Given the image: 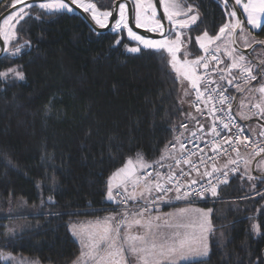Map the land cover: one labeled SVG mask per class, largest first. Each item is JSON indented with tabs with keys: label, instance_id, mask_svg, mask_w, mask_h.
<instances>
[{
	"label": "trees",
	"instance_id": "16d2710c",
	"mask_svg": "<svg viewBox=\"0 0 264 264\" xmlns=\"http://www.w3.org/2000/svg\"><path fill=\"white\" fill-rule=\"evenodd\" d=\"M91 1L103 12L111 11L118 0ZM180 2L198 13L197 24L187 28L186 51L194 57L198 53L195 37L205 31L216 35L232 10L224 0ZM12 4V0H0V15ZM239 10L244 29L247 15ZM37 14L39 19L34 18ZM15 33L16 42L0 57V71L16 67L25 77L0 80V252L12 262L73 264L79 260L80 248L72 225L98 221L123 207L106 201L109 177L141 153L150 163L160 161L155 170L147 171H158L166 181L169 172L185 170L186 166L176 169L175 160L181 145L190 142L191 134L201 127L188 137L181 136L183 128L190 129L191 100L185 105L180 98L181 80L170 57L163 52L162 60L161 53L144 49L127 54L130 43L122 29L98 35L75 13L32 11L18 23ZM251 35L255 41H264V21ZM25 41L30 44L12 56ZM215 55L222 65V57ZM223 77L228 81L224 73ZM236 92L231 90L229 95ZM236 101L235 96L232 112L245 131L234 113ZM210 131L208 123L203 137L208 138ZM243 160L244 167L227 177L217 196L204 201L182 198L201 208L221 206L226 214L223 219L212 217L215 230L218 225L221 229L222 242H211L207 259L183 264H264V174L249 179L255 172H246L247 160ZM230 165L220 160L210 170L215 167L222 174ZM201 178L196 172L189 180ZM128 190L132 191L131 186ZM175 196L168 200H176ZM165 202L151 205L147 215H155L153 210ZM128 207L138 205L128 201ZM253 224L260 227L259 233Z\"/></svg>",
	"mask_w": 264,
	"mask_h": 264
},
{
	"label": "snow or ice",
	"instance_id": "6c2138e0",
	"mask_svg": "<svg viewBox=\"0 0 264 264\" xmlns=\"http://www.w3.org/2000/svg\"><path fill=\"white\" fill-rule=\"evenodd\" d=\"M225 5L231 2V0H224ZM235 4L243 8L244 13L247 15V23L252 26L253 29L259 28L261 26V18L264 17V0H247L246 3H241V0H235ZM72 5H75L78 9H83L85 12L91 11L93 19L101 27H107L106 21L110 16L113 15L112 11L98 12L97 7L94 3H83L81 0H54L50 3H40L38 5L39 9L46 10L48 12L56 11L59 13H71L74 11ZM163 8V15L167 17V20L171 28L169 31H174L175 26L178 24L180 28H187L189 26V21L195 23L197 20V14L188 16L189 12L193 11L191 5L185 9L181 6L177 0H157L154 4L152 0H136L135 2V26L137 28H144L146 31L158 32L161 37H164L165 25L161 23V18L157 17V6ZM15 6V5H13ZM28 8L37 7L36 3L33 2L27 5ZM119 12V20L115 23L113 31L120 29H126L128 37L132 40L138 41L144 49H151L154 53H161V59H164L163 52H166L170 57V63L173 70H175L178 75H182L184 79L190 82L192 89L196 90V99L200 100L204 92L201 91L199 87V81L201 77L196 75L195 67L201 65V61L205 60V57H200L193 61H188L185 59L182 63L177 58V52L180 50V46L183 43L181 40L182 33L176 32L175 39L162 38L160 40H150L146 39L138 34H136L132 28L129 27L128 17L126 15V5L121 2L117 6ZM19 13L24 15H31V13L25 12L24 8L19 9ZM185 16L186 19L183 21H176L175 17ZM232 18H236L237 11L232 10L228 13ZM24 16L20 15L19 19H23ZM35 19H39L40 16L37 14ZM11 19V14L8 18L4 20L8 23ZM19 23V20L16 21ZM241 27L239 20L236 23H224L219 29L218 35L210 36L206 31L197 37L200 42V47L204 49L206 53H209L208 45L220 41L225 35L228 36L229 40H232L236 30ZM99 35V34H98ZM5 42L10 41V35L5 33ZM117 44L120 43L119 40L116 41ZM252 43L264 44V41H255ZM29 41H25L23 45L15 47L14 51L11 53L15 56L21 51L22 47L29 45ZM246 46L250 47L251 44L246 42ZM219 50L217 46L216 50H213L210 55L211 59L217 61L216 67L218 68L219 61L215 52ZM128 52L139 53L141 52L140 47H129ZM235 52V49H232ZM187 55V53H186ZM232 60L230 65L226 66V69L221 71H227L229 75L232 73V69L239 68V79L243 81V84H250L252 81H256L257 77L262 78L260 85L256 89L249 88L248 91H259L262 96H264V67L256 74H253V70L257 65H253L251 61H246V57L243 54L237 56H232L229 53ZM244 62V63H242ZM264 64V61L261 62ZM179 65V67H178ZM202 67L208 69V62L202 64ZM183 69V71H181ZM8 78H14L19 80H24V73L19 71L16 67H7L4 71H0V80H6ZM225 77L221 76L220 79L223 80ZM238 77L233 76L232 79L227 81L228 85L237 88V91H244V88L239 85L233 84V81ZM214 80H210L205 84V90L209 91L207 100L210 102L213 99L212 92L217 91V89H209L210 84H215ZM219 90V102L221 105L224 104L225 100L234 99L235 97L225 96L224 93L227 91L226 88L218 86ZM187 94V93H186ZM256 108H261L260 104L254 105ZM229 111L231 110V104L228 105ZM200 111V109H197ZM213 115L217 109L213 106L211 109ZM261 114L264 115V109H262ZM247 118V117H244ZM187 127V125H183ZM228 124H224V128H228ZM202 130V127H201ZM215 132V127L212 128ZM219 134V133H217ZM195 135V133H193ZM264 135V133H261ZM239 139V137H237ZM231 143V141H228ZM167 149V145H165ZM235 150V149H234ZM226 151V150H225ZM260 152H264V148L260 149ZM257 152L256 155H259ZM165 157L161 155V160ZM185 164L189 163L190 160H184ZM235 160H229V163H236ZM160 161L148 162L145 160L144 155L137 153L136 159H128L125 165L117 169L107 181V199L113 201L118 205H123V207H117L113 210L114 215L106 217L102 221H97L95 225L90 226V229H85L77 225H73V235L81 237V243L84 248L88 249L82 255L86 256L92 264H179L181 260H188L190 257H205L208 255V246L205 242L207 239V233L211 231L212 224L209 219V212H203L197 209L198 215L193 218L187 214V209H180L179 213L168 214V218H162L161 216H151L147 215L150 212L148 204L156 205L157 203L164 202L168 197L170 191H175L177 195L176 200L189 199L193 195L200 198H204L206 193H210L211 196L215 197L217 193V184H213L210 180L207 185H201L199 189L193 188V185L199 182L196 179H191L186 182L185 185H181L179 179L174 174V170L169 172L165 178L156 171L155 177H153V172L147 171V169L152 168L155 170V165L159 164ZM180 161H177L179 165ZM201 163H204L201 159ZM194 171H199L197 165H193ZM143 171L145 174L143 176L139 173ZM217 171L213 167L212 172ZM235 172L237 169H232ZM181 176L190 175L181 170ZM211 172H205L202 177L211 176ZM228 172L223 173V178L217 177L220 183H227ZM252 177H249L251 179ZM165 182L172 187H166ZM129 186H131L132 191L129 192ZM181 187H185V190L181 193ZM115 189V191H114ZM117 197H119L117 199ZM143 200L144 203L140 204ZM128 201H133L138 207H128ZM181 229H198L199 235L195 231H181ZM252 229L257 233L260 232V227L256 224L252 225ZM202 264V262H201Z\"/></svg>",
	"mask_w": 264,
	"mask_h": 264
},
{
	"label": "rangeland",
	"instance_id": "374dc122",
	"mask_svg": "<svg viewBox=\"0 0 264 264\" xmlns=\"http://www.w3.org/2000/svg\"><path fill=\"white\" fill-rule=\"evenodd\" d=\"M25 1L26 0H12V3H13L12 6L13 5H18V4L23 3ZM50 2H54V0H49V1L42 2V3H50ZM81 2H83V3H94L91 0H81ZM130 2L132 4V9H133V23H134V26H135V7H134V5H135L136 0H130ZM145 2H147V0H145ZM152 2L154 3V0H152ZM177 2L180 3L183 8H185L183 6V4L180 2V0H177ZM246 2H247V0H246ZM241 3H243V0H241ZM39 4L40 3L36 4L37 7H35V8H28L27 5L26 6H23L21 8H24L25 9V12H28V13H31V14H32V11H34V13H45V14L59 13V12H56V11L48 12L46 10L39 9V7H38ZM94 4L96 5L98 12H101L99 10V7L96 4V2ZM239 7L242 9L241 6H239ZM19 9L15 10L14 12L11 13V19L8 20V23H5L4 20L6 18H8L10 14L8 16H6L1 21V23H0V36L3 39V41H4V50L7 49V48H9V46L11 44H13L14 42H16V33H15V30H16V27L18 25V23H16V21L19 20V22H20L25 17L28 16V15H24L23 13H19ZM81 10L86 14V16L89 18V20L97 28H101L96 23V21L93 19L91 11L85 12L83 9H81ZM162 11H163V8H162ZM65 14L72 15L74 13L71 12V13H65ZM20 15H23L24 18L23 19H19V16ZM126 15H127V9H126ZM192 15H194L192 12H189L188 13V16L189 17L192 16ZM157 17H158V15H157ZM185 19H186V17L183 16V15L175 17V20L176 21H183ZM230 19H231V16H229V18H227L226 23H233V24L236 23V20L233 21V20H230ZM166 21L168 23V34L164 38L175 39L176 32L182 33L181 40L183 41V43L180 46V50L177 52V58H178V60L181 61V63L185 59H187L188 61H193V60H196V59H198L200 57H204L207 54L204 51V49H202L200 47V42L197 40V37L198 36H201L202 34L196 36L195 39H194L195 49H196V51L198 53L195 54L194 57H191V55H188V53L186 51V46L188 45L187 44L188 43V31H187V28H191V27H193V26H195L197 24L198 16H197V20H196L195 23H191L189 21V26L187 28H180L179 25L177 24L175 26L174 31H171V32L169 31V28H171L172 25L169 24V22L167 20V17H166ZM263 21H264V17H263V19H261V23H263ZM107 22H108V20L106 21V24H107ZM259 28L253 29L252 26L247 23V26H245V28L243 29L244 31L243 32L240 31L238 33V35H237L236 40H237L238 46L241 49H245L246 42L247 43H250V44H253L252 41L254 40V38L251 35V33L258 31ZM137 29L143 30V31H145V32H147L149 34H152V35H160L158 32L146 31L144 28H137ZM122 30L124 31V37H125V39L130 43V46L126 47V49H125V52L127 54H130V55H136L137 54V53L128 52L127 51V48H129V47H140L141 49H144L143 46L138 43V41L132 40L131 38L128 37V34H127V30L126 29H122ZM5 33H8L10 35V37H11L10 38V41L8 43L5 42V38H4ZM218 34H219V31L217 32L216 35H218ZM146 39H149V38H146ZM150 40H154V39H150ZM157 40H160V39H157ZM217 46H219V50L216 51V53L218 55H220L222 57V59L224 60V62L222 63V65L220 67V71H221V70L226 69V66L227 65H230L232 63V60H231V58L229 56V53H231L232 56H237L240 53L238 51H236V50H235V52H232V49L234 48L233 47V44H232V40H229V38H228L227 35L223 36L220 41H216L215 43H213L211 45H208L209 52L211 50L212 51L213 50H216L217 49ZM144 50L153 51L151 49H144ZM186 53H187V55H186ZM245 57H246V61L245 62L251 61V63L253 65H257V67H255L254 70H253V74H256V73L259 72V69H260V66L259 65H261V68L264 67V64L261 63L262 61H264V50L263 49H261V48H255L251 52V55L250 56H246L245 55ZM242 63H244V62H242ZM178 67H179V65H178ZM196 67H198V66H196ZM181 71H183V69ZM221 72L225 74V76L227 77L228 80L229 79H232L233 76H236V77H238L237 79H239V75H240L239 68L232 69L231 75H229V73L227 71H221ZM178 76H179V79L181 80L180 98L183 101V103L186 105V104H188L189 100L191 99V93L190 92H191L192 88H191L190 82L188 80L184 79L182 75H178ZM261 80H262V78L259 79V80H257L256 82L255 81H252L251 83H253V82H255V83L252 84L251 86H249V88H252V89L258 88V86L261 83ZM242 83L243 82H241L239 84H242ZM250 84H247V85H250ZM242 87H243V85H242ZM249 88H247L244 91V93L242 91V93L240 95H238V93L240 91L239 92H236L235 94L234 93H230V95L232 97H234L236 95V97L238 99V104H237V108H236L237 109V112H236L237 116H243V115L244 116H251L252 115V112L251 111L254 108V105H252V101H254L255 99H259V98H264V96H262L259 91H255V94H257V95H254L252 92L248 91ZM243 109H244V111H243ZM191 121H192V119H188L187 120V123H188L189 128L190 129L196 128L197 121L196 120L193 121V122H191ZM183 122H185V121H183ZM201 125L204 126V127H206V128H208V123L207 122H201V124H199L198 127H202ZM187 131H188L187 128H186V130H185V128H183V133H182L181 136L188 137L189 134L192 133L193 130H191V132L189 134H187ZM253 159H256V158H253ZM223 166H226V164H223ZM256 168H257V166H256ZM261 172L262 173L264 172V165H261ZM114 191H115V189H114ZM106 192H107V190H106ZM106 201L107 202H110L107 199V195H106ZM215 201H216V199H215ZM143 203H144V201H143ZM151 205L152 204L149 203L148 204V207L149 208L153 207ZM197 205H199V204L196 203L195 201H191V200L190 201H187V200H182V199H180V200L170 199L169 201H167L164 204H162L159 208H157L156 209L157 211L153 210V213L152 214H155V215H151V216H153V217H155V216H161L162 218H165L166 219V218H168V214H171V213H179L180 209H187V214L190 215V216H192L193 218H195L198 215V213L196 211L197 209L202 210L203 212H208V210L211 209V212H209V219L211 221V224H212V217L215 216L216 219L217 218L218 219H223L226 216V214H224V211L225 210H223V208L221 206L216 205L214 207L211 206L210 208H201V207H197ZM164 208H169V211H167V212L162 211V209H164ZM114 214L115 213H106V214H104L105 216L102 217L98 221H102L106 217H108L110 215H114ZM96 223H97V221H95V222H84V223H79V224H74V225H77L79 227H83L85 229L91 230L90 229V226L95 225ZM219 228L220 227L218 225L217 230H215V228L213 227V224H212L211 231L206 234L207 235V239H206L205 242L207 243V246H208V255L207 256H205V257H190L188 260H181V261H179V264L207 259L208 256H209V253H210V245H211V242L213 241L214 243L220 244L222 242V240H223L222 232H221V229H219ZM21 230H23V229L21 228L20 231ZM181 231H188V232L195 231L196 234L199 235V230L198 229H186V230L185 229H181ZM71 232H72V235H73V228L72 227H71ZM73 238H75V240L77 241V243L79 245V248H80V257H79V260L77 262L73 263V264H92V261H90L86 256H83L82 255L84 252H87L88 249H86V248L83 247V245L81 243V237L74 236L73 235ZM6 256H8V255L5 252H0V258H1L2 264H37V263L32 262L30 260H25L26 261L25 262V261L20 260V259H17L14 262H12ZM133 264H134V261H133Z\"/></svg>",
	"mask_w": 264,
	"mask_h": 264
},
{
	"label": "built area",
	"instance_id": "2783aa9c",
	"mask_svg": "<svg viewBox=\"0 0 264 264\" xmlns=\"http://www.w3.org/2000/svg\"><path fill=\"white\" fill-rule=\"evenodd\" d=\"M206 61L209 65L208 69L202 67V64L205 62L204 61L197 68V70H195L196 75L201 77V80L198 83L201 91L204 92V95L200 100H197V93L194 89L191 92V101L189 104V109L194 115L198 117L199 121L205 120L209 123V125L211 126L210 136L208 138L203 137L205 135L202 132L201 128L193 132L195 133V135H193V133L191 134V138L189 140L190 142H185L181 145V153L179 157L175 160L174 165L176 169H178L180 166H186L187 169L185 168L184 172L190 173V175L197 172L193 170L194 164L198 166L199 171L197 173L199 174L211 172V176L201 178V180H198L199 183L193 185L192 187L199 189L201 185H207L208 181L210 180L213 184H217L218 190L225 183H220L217 177L223 178L224 172L222 174L212 172L210 170V167L220 160H235L237 162L231 163L230 167L226 171L228 172V176L237 174L238 170L244 167L245 165V160H243V158L239 156L243 153H241V151H248L250 152L249 154L255 158L261 156L264 153L260 152V149L264 148V135H259L257 138L254 139L245 133V131L241 128L237 118L232 112L233 99L225 100L224 104L221 105V103L219 102L218 86L227 89V91L224 93L225 96H230L229 91L235 90L237 88L228 85L227 81H224V79H220V77L223 76V73L220 71L221 64L219 63V66L217 68V61L211 59L210 53L208 54ZM210 80H214L216 83L210 84L209 89H217V91L212 92L213 99L209 102L207 100L209 91L205 90V84ZM241 82H243L241 79H236L235 81H233V84L236 85ZM239 85L242 86L245 84L242 83ZM229 104H231L230 111L228 108ZM213 106L217 109L214 115L211 111ZM198 108L200 109V111L197 110ZM254 118L260 120L264 126V115L255 112ZM224 124H228L229 127L224 128ZM213 127H215L216 129L215 132L212 131ZM237 137H239V139H237ZM228 141H231V143H229ZM257 152H260V154L256 155ZM201 159H203L204 163H201ZM178 160L180 161L179 165H177ZM184 160H190V162L185 164L183 162ZM232 169H237V171L233 172L231 171ZM180 173H175V176L177 177V179H179L181 185L186 186V182L189 181L190 175L181 176ZM153 177H155L154 173ZM165 186L169 188L172 187L167 183L165 184ZM184 190L185 187H181V193ZM172 195H177V193L174 190L170 191L165 201H167L168 198ZM211 197L213 196H211L210 193H206L204 198H200L195 195L192 196L194 200L199 201H204L205 199Z\"/></svg>",
	"mask_w": 264,
	"mask_h": 264
},
{
	"label": "water",
	"instance_id": "95a60500",
	"mask_svg": "<svg viewBox=\"0 0 264 264\" xmlns=\"http://www.w3.org/2000/svg\"><path fill=\"white\" fill-rule=\"evenodd\" d=\"M45 1H49V0H26L25 2L23 3H20L18 5H15V6H12L10 7L8 10H6L4 13H2L0 15V23L1 21L6 17L8 16L9 14H11L12 12H14L15 10L23 7V6H26V5H29L33 2H35L36 4L38 3H42V2H45ZM121 2H124L125 5H126V9H127V17H128V23H129V27L132 28V30L144 37V38H149V39H154V40H157V39H162L164 37H166V35L168 34V23L166 21V17L163 15V11H162V7H160L159 5L157 6V15L159 18H161V22L162 24L165 25V32H164V37H161V35H152V34H149L143 30H140V29H137L135 26H134V23H133V9H132V4L130 2V0H118L115 2V4L113 5L111 11L113 13L112 16H110L108 18V22H107V27H104V28H97L90 20L89 18L86 16V14L81 10V9H78L75 7V5H72L74 11L73 13L79 15L85 22L86 24L95 32V33H98V34H101V33H106V32H109L115 25V23L118 21L119 19V12L117 10V6L121 3ZM154 3L156 4L157 3V0H154ZM228 5L230 6L231 10H235L237 11V16H236V20H239L240 23H241V27L243 25V16H242V13L241 11L239 10V7L235 4V0H231L230 3H228ZM240 28H238L232 38V44H233V47L236 51H238L240 54H243V55H246V56H249V54L255 49V48H261L264 50V44H259V43H256L254 45H252L251 47L249 48H246V49H241L238 44H237V35L238 33L240 32ZM4 52V41L3 39L1 38L0 36V57L2 56Z\"/></svg>",
	"mask_w": 264,
	"mask_h": 264
},
{
	"label": "crops",
	"instance_id": "0c3cea01",
	"mask_svg": "<svg viewBox=\"0 0 264 264\" xmlns=\"http://www.w3.org/2000/svg\"><path fill=\"white\" fill-rule=\"evenodd\" d=\"M246 2V0H243V3H245ZM242 10H243V8H242ZM261 19H263V17L261 18ZM254 83V82H253ZM253 83H251L250 85H247V84H245V85H243V88H244V91L247 89V88H249V86H251ZM255 89V88H254ZM236 91H237V89H235ZM234 90V91H235ZM244 91H243V93H244ZM239 92V91H238ZM254 95H257V94H255V91H251ZM240 93H242V92H240ZM236 96V95H235ZM234 96V97H235ZM237 98V97H236ZM237 104H238V99H237V101L235 102V108H234V113L236 114V112H237ZM256 104H260L261 105V108H256L255 106H254V108L252 109V115L251 116H240V118H241V121H242V123H243V128L245 129V131H246V133L249 135V136H251V137H256V136H258L259 134H261V133H264V127L262 126V124L258 121V120H256L255 118H254V113L255 112H258V113H261V111H262V109H264V98H259V99H255L254 101H252V105H256ZM183 106V105H182ZM186 108H187V106H186ZM189 108V107H188ZM190 111V110H189ZM243 111H244V109H243ZM237 115V114H236ZM188 117L190 118V119H194V120H192V121H197V124H196V128L198 127V125L199 124H201V122H206V121H199V119L196 117V116H194V115H191V111L190 112H188ZM244 117H247V118H244ZM191 121V122H192ZM187 125H188V123H187ZM202 126V125H201ZM204 129L206 128V127H204V126H202ZM196 128H193V129H189L188 131H187V134H189L190 132H191V130H195ZM207 130H208V128H206ZM192 131V132H193ZM186 134V135H187ZM242 157L244 158V159H246L247 160V166H246V169H245V171L246 172H248L249 173V171H254L255 172V174L253 175V173H252V175H250L252 178H251V180L253 181V180H255V179H258V178H260L259 177V175H263L264 174V172L262 173L261 172V165H264V154H262L261 156H259V157H257L256 159H253L248 153H243L242 154ZM256 166H257V168H256Z\"/></svg>",
	"mask_w": 264,
	"mask_h": 264
}]
</instances>
